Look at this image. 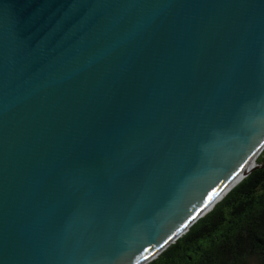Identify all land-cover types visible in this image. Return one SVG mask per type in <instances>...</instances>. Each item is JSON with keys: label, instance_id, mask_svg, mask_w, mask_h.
Listing matches in <instances>:
<instances>
[{"label": "water", "instance_id": "obj_1", "mask_svg": "<svg viewBox=\"0 0 264 264\" xmlns=\"http://www.w3.org/2000/svg\"><path fill=\"white\" fill-rule=\"evenodd\" d=\"M263 149L264 0H0V264H146Z\"/></svg>", "mask_w": 264, "mask_h": 264}, {"label": "trees", "instance_id": "obj_2", "mask_svg": "<svg viewBox=\"0 0 264 264\" xmlns=\"http://www.w3.org/2000/svg\"><path fill=\"white\" fill-rule=\"evenodd\" d=\"M146 264H264V149L255 168Z\"/></svg>", "mask_w": 264, "mask_h": 264}]
</instances>
